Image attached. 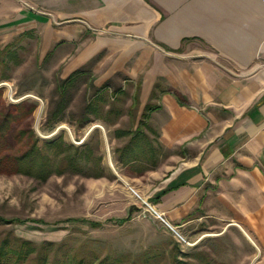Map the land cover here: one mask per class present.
<instances>
[{"label":"crops","instance_id":"obj_1","mask_svg":"<svg viewBox=\"0 0 264 264\" xmlns=\"http://www.w3.org/2000/svg\"><path fill=\"white\" fill-rule=\"evenodd\" d=\"M32 36L68 74L104 52L96 81L129 77L137 122L158 107L146 176L168 225L235 227L264 264V0H0L1 48Z\"/></svg>","mask_w":264,"mask_h":264},{"label":"rangeland","instance_id":"obj_2","mask_svg":"<svg viewBox=\"0 0 264 264\" xmlns=\"http://www.w3.org/2000/svg\"><path fill=\"white\" fill-rule=\"evenodd\" d=\"M26 38L0 46L1 101L36 107L31 116L22 109L12 125L15 133H27L25 139L5 148L21 154L35 142L62 171L45 180L0 173V217L24 221L0 225V238L63 244L96 263L252 264L247 240L235 227L215 233L204 219L180 231L146 207L144 201L157 211L148 196L156 183L146 176L155 161L148 158L145 127L136 120L138 89L130 95L129 77L97 82L98 67L103 74L108 65L104 52L68 74L66 57H40L38 37Z\"/></svg>","mask_w":264,"mask_h":264},{"label":"trees","instance_id":"obj_3","mask_svg":"<svg viewBox=\"0 0 264 264\" xmlns=\"http://www.w3.org/2000/svg\"><path fill=\"white\" fill-rule=\"evenodd\" d=\"M73 78V77H72ZM64 87V84L61 85ZM156 88V87H155ZM158 88V85H157ZM2 92L0 90V173L14 172L34 178L45 180L52 173H59L60 167H54V160L45 155L43 149L38 147L34 142L30 145V140L33 138V132L30 131L27 141L30 147L21 154H16L5 148L6 145L13 142L15 139H25L26 132L15 133L12 125L18 121L19 116L26 109L27 116H31L35 110V105L20 103L17 105H6L1 101ZM154 96V95H153ZM158 107L152 106L150 103L146 105L142 114V119L139 126H146V120L149 114ZM23 109V110H22ZM27 134V133H26ZM126 134V133H125ZM40 139H37V142ZM44 147H50L52 143H44ZM53 147V146H52ZM71 160V159H69ZM65 163L64 159L62 160ZM64 166V165H62ZM71 166L77 165L71 161ZM78 169V168H77ZM128 219H121L123 223ZM23 220L18 218L4 219L0 217V225L23 223ZM35 222V221H34ZM37 222V221H36ZM93 226H99V223H91ZM57 245V246H56ZM44 242L35 244L31 241L21 239L12 234H8L0 238V264H115L113 260L95 262L81 258L77 253H73L71 249H62L63 244Z\"/></svg>","mask_w":264,"mask_h":264},{"label":"built area","instance_id":"obj_4","mask_svg":"<svg viewBox=\"0 0 264 264\" xmlns=\"http://www.w3.org/2000/svg\"><path fill=\"white\" fill-rule=\"evenodd\" d=\"M144 203H145V205H146V207L148 208V209H150L152 212H154L157 216H158V218H160L162 221H164V219L161 217V215H159L158 213H157V211L150 205V204H148V202L147 201H144Z\"/></svg>","mask_w":264,"mask_h":264},{"label":"water","instance_id":"obj_5","mask_svg":"<svg viewBox=\"0 0 264 264\" xmlns=\"http://www.w3.org/2000/svg\"><path fill=\"white\" fill-rule=\"evenodd\" d=\"M134 208H135V207H131V208L129 209V211L131 212Z\"/></svg>","mask_w":264,"mask_h":264}]
</instances>
